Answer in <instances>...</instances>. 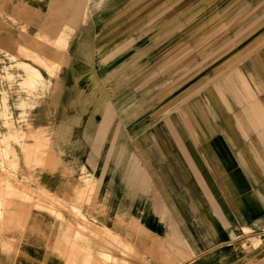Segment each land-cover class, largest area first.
<instances>
[{
  "label": "crops",
  "instance_id": "0c3cea01",
  "mask_svg": "<svg viewBox=\"0 0 264 264\" xmlns=\"http://www.w3.org/2000/svg\"><path fill=\"white\" fill-rule=\"evenodd\" d=\"M24 45L48 86L10 95L0 178L80 217L16 200L0 264H264V0H0Z\"/></svg>",
  "mask_w": 264,
  "mask_h": 264
},
{
  "label": "rangeland",
  "instance_id": "374dc122",
  "mask_svg": "<svg viewBox=\"0 0 264 264\" xmlns=\"http://www.w3.org/2000/svg\"><path fill=\"white\" fill-rule=\"evenodd\" d=\"M200 17H202V15H199V18ZM205 34V30L200 31V41H202L203 37H205ZM0 50L4 51L9 56L11 61L9 67H7L9 69H7V75L3 77L2 81H0V118L3 119V125H5L7 128H14V126H12V124L8 122L9 120L13 121V119L16 117V113H14V110L10 109L9 103V97L12 92L14 90L24 92L26 91L29 95L38 96V92L46 89L48 83L39 69L42 67L44 68V65L34 59L35 53H33L30 48H28L26 45L19 47L17 51L11 49L9 50L8 48L6 49V47L3 46H0ZM38 72L42 74L41 77L38 76ZM5 83H7V91L4 89ZM24 105L25 104H22V107L20 106L22 109L20 111V118L26 121V116L28 112L26 111V109H24ZM5 122L9 125L5 124ZM17 128L20 130L21 133L18 131H14L6 137L3 136V131H0V166H2L3 168H5L6 165L10 166L12 170H16L17 168V155L13 144H16L19 151H21L22 153H27L24 141H26L32 136L26 135L25 133L22 134V129L19 127ZM45 149V144L40 142L39 147H36V149L34 150V158H30L28 154V156H26V158L24 159V164L28 166L43 165L39 156L41 154H45V152L42 153ZM4 160H6L7 163L4 162ZM9 176L10 175H7L6 178H0V233H3L13 228L12 226L14 225V221L11 215L15 213L16 208H20V206L15 205L16 200L24 202V205H34L33 207L39 210L46 211L50 208V212L56 213L59 217H62V214L64 212L73 214L76 217H80V210L77 206L81 199H74L72 205H70V203H65L59 199H55L53 204L52 200L48 201L47 195L42 189L40 190L39 196L33 195L34 190L31 188L25 189V191L23 190L22 193L17 192L16 190L11 191L9 190V188L13 187V185H10V177H16V174L13 173L10 177ZM76 179L78 181H84L85 177H77ZM28 182H31V179H28ZM261 230L262 229H256V231L252 233H246L244 241L242 242L243 245L257 247L259 238L255 239V237L261 234ZM261 235H263L264 239V233ZM250 243H252L254 246Z\"/></svg>",
  "mask_w": 264,
  "mask_h": 264
},
{
  "label": "built area",
  "instance_id": "2783aa9c",
  "mask_svg": "<svg viewBox=\"0 0 264 264\" xmlns=\"http://www.w3.org/2000/svg\"><path fill=\"white\" fill-rule=\"evenodd\" d=\"M10 62L11 61H10L9 56L4 51L0 50V81H2L3 77L7 75V69H8L7 67H9ZM257 229H262L261 234L264 233V225L257 228ZM254 231H256V229H248V231L244 230V233H249V232L252 233ZM261 234H259L258 236L255 237V239L259 238V242H258L257 246H259L262 243V241L264 240L263 235H261ZM250 244H252V243H250ZM254 247H256V246H254Z\"/></svg>",
  "mask_w": 264,
  "mask_h": 264
},
{
  "label": "bare ground",
  "instance_id": "6f19581e",
  "mask_svg": "<svg viewBox=\"0 0 264 264\" xmlns=\"http://www.w3.org/2000/svg\"><path fill=\"white\" fill-rule=\"evenodd\" d=\"M37 74H38V76H39V77H41V76H42V74H41L40 72H38Z\"/></svg>",
  "mask_w": 264,
  "mask_h": 264
}]
</instances>
